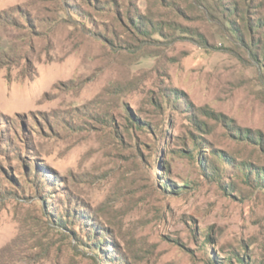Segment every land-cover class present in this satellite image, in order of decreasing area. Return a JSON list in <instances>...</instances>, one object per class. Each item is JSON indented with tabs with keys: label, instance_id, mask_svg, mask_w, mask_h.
I'll return each instance as SVG.
<instances>
[{
	"label": "rangeland",
	"instance_id": "obj_1",
	"mask_svg": "<svg viewBox=\"0 0 264 264\" xmlns=\"http://www.w3.org/2000/svg\"><path fill=\"white\" fill-rule=\"evenodd\" d=\"M0 264H264V0H0Z\"/></svg>",
	"mask_w": 264,
	"mask_h": 264
},
{
	"label": "trees",
	"instance_id": "obj_2",
	"mask_svg": "<svg viewBox=\"0 0 264 264\" xmlns=\"http://www.w3.org/2000/svg\"><path fill=\"white\" fill-rule=\"evenodd\" d=\"M233 15H235L236 17H238L237 16L238 14H236V13H234ZM235 21H237V20H235ZM255 27H257L256 24H252L251 22H249L247 24L246 29H247V31H249V34H250L251 31H252V29H254ZM243 31L244 30H242L241 32H243ZM239 41L241 43H246L242 36L239 38ZM201 161H203V163L207 166L205 160H201ZM64 215L66 216V218H63L61 216L56 217V221H57L56 222V226L59 227V228H62V229H66V228L68 229V226H72L75 223L74 216H72L71 214H69V212H67V211L65 212Z\"/></svg>",
	"mask_w": 264,
	"mask_h": 264
}]
</instances>
